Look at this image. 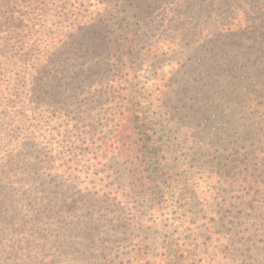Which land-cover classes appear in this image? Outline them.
<instances>
[{
  "label": "rangeland",
  "instance_id": "374dc122",
  "mask_svg": "<svg viewBox=\"0 0 264 264\" xmlns=\"http://www.w3.org/2000/svg\"><path fill=\"white\" fill-rule=\"evenodd\" d=\"M181 1L0 0V264H164V237L190 264H264V127L244 118L255 84L200 64L218 55L184 46ZM131 29L135 68L119 82ZM153 78L162 91L149 97ZM185 89L194 100L181 107ZM130 91L151 98L164 170L179 180L166 181L159 216L115 148L118 92Z\"/></svg>",
  "mask_w": 264,
  "mask_h": 264
},
{
  "label": "trees",
  "instance_id": "16d2710c",
  "mask_svg": "<svg viewBox=\"0 0 264 264\" xmlns=\"http://www.w3.org/2000/svg\"><path fill=\"white\" fill-rule=\"evenodd\" d=\"M119 1L106 0L107 3H118ZM121 1L124 2V0ZM178 9L182 10L180 12L182 14L178 16L181 20L176 24V27L180 33V40H184V46H199L209 51L210 54L218 55L213 59L206 58V55L202 60H199L201 65L214 70L219 67V62H222L228 72L236 69V72L241 75L243 83L255 84V88L250 89L253 94L249 100L251 103L248 109L250 110H246L244 118L253 129L264 127V0H182ZM203 16L206 17L204 20L201 19ZM198 21H203L201 23L204 24L200 25ZM196 28L200 29V34L204 33V37L201 38L203 41L207 38L203 43L197 45L191 36ZM140 36V33L131 29L121 37L119 43L123 48L119 50L118 61L114 67L116 77L119 76L116 78L117 81H125L124 76L129 68H135L132 63L136 61L135 47L140 41ZM217 59H221V61H217ZM208 61L212 62L208 64ZM210 70L206 73L211 74ZM92 72L83 73V75L85 74L83 79L90 82L93 78ZM170 74L172 75V73ZM171 75L169 76L170 80ZM156 81L159 79H151L149 97L159 91L158 85L155 86ZM93 84L94 82L89 83V85ZM167 87L165 85L164 93L170 95L174 88L168 90ZM175 87L177 88V86ZM109 88L111 89V87ZM188 91L185 89V96H181L177 100V104L181 107L184 106L182 97L186 98L187 101L194 100V97L188 96ZM97 92L102 95L109 93L107 89L102 90V87ZM173 93L178 94L179 92L175 89ZM147 99L138 97L136 92L132 91L124 94L118 92L116 101L119 103L120 111L123 114V126L117 132L118 138L115 148L118 157L126 163V169L129 171L128 177H134L135 186L142 185L144 187L142 191L146 200L151 201L152 205L146 214L159 216L158 203L165 199L166 193L173 190L169 189V192H166L165 187L172 188L170 180L174 182L179 180L169 176L164 170L165 152L168 149L164 147L161 136L157 135L156 124H159V120L142 103L144 100L152 101L151 98ZM199 102L202 104L205 101L201 99ZM205 107L203 105L204 110ZM192 109V105L187 107L186 113ZM177 110L178 112L181 111L179 107ZM204 110L198 112L194 109L193 113L198 112L202 121L207 122L208 113ZM225 165L226 169L230 171L236 167L235 164L227 163ZM240 172L237 174L240 175ZM238 178L240 177L238 176ZM168 180L170 182L166 183ZM240 183L241 180L231 185L235 187ZM152 220L154 221L156 218L153 217ZM185 251L182 244H178L172 237H164L159 246V253L163 256L164 264H190L189 254Z\"/></svg>",
  "mask_w": 264,
  "mask_h": 264
}]
</instances>
